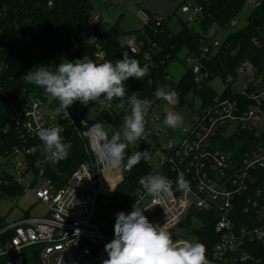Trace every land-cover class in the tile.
<instances>
[{
    "label": "built area",
    "instance_id": "obj_1",
    "mask_svg": "<svg viewBox=\"0 0 264 264\" xmlns=\"http://www.w3.org/2000/svg\"><path fill=\"white\" fill-rule=\"evenodd\" d=\"M181 11L188 15L189 22L201 19L202 10L196 4H185ZM99 18L91 21L89 28H94ZM153 24L155 28H160L161 20ZM235 25L233 22L232 26ZM218 31L220 29L217 27H207L202 31V45L197 54L186 50V71L191 73L197 87L211 82L207 79L208 74L203 72L204 61L223 43L218 39ZM125 45L132 54H143L141 67L147 65L151 70L159 63L160 53L157 52L159 47L156 44L148 50L142 40L131 36ZM74 52L75 48L70 55ZM103 58L104 54L98 53L93 61L96 63ZM64 60L70 62L69 58ZM222 82L224 91L229 86L233 89L234 86L243 87L238 92L241 100L227 97L223 91L222 94L217 93L213 100L205 102L199 94L190 90L182 101L181 89H171L179 94L175 106L186 104L187 98L191 96L194 100L190 103V125L176 142H169L165 146L157 142L158 131H165L154 127L163 119L159 108L163 100H158L155 93L136 92L140 99L152 101V105L145 117V134L137 141L135 149L151 151L150 175L167 177L171 194L157 199L140 185L133 201L125 207L115 203L118 187L124 179V161L119 166L97 164L101 145L106 139L110 140L103 128V119L91 116L76 121L69 111V119L64 118L63 114L56 117L54 108L36 98L29 99L13 116L22 142L14 145L10 152L0 150V174L23 187L25 193L33 194L48 207V212L44 217L24 216L5 229L11 231L12 236L0 246V264H25L27 249L36 251L34 253L38 255L39 264H103L108 259L105 245L115 238L114 227L103 230L112 220L101 225L93 222L96 208L98 205L104 208L116 206L117 213L123 211L129 214L134 210V204L145 210L143 214L154 225L163 226L167 223L172 235L188 218L195 226V222L200 221V215L212 216L216 221L217 242L211 255L206 257L208 264H250L247 243L264 241V146L249 145L235 156V152H227L222 148L221 141L240 131L252 133L256 138L261 137L264 132V126L261 125L264 117V75L256 73L251 63H244L235 76L229 75ZM195 99H199V106ZM118 100L114 98L108 102L105 109L113 118L119 116L122 126L126 115L130 114L129 106L125 103L124 108L119 107ZM96 124L101 125L92 128ZM57 125L62 128L63 143L69 146L72 141L68 130L74 132L83 143L90 162L89 165L78 167L59 189L51 179L38 178L31 168L35 156H46L44 145L36 134L37 127ZM9 129L8 125L2 131ZM154 155L157 156L156 161H152ZM39 163L36 161L34 165L39 166ZM179 173H183L189 181L190 191L178 190L176 182ZM237 212L244 218L236 220ZM115 220L116 215L113 218ZM192 237L191 241L173 240L197 242L196 236Z\"/></svg>",
    "mask_w": 264,
    "mask_h": 264
},
{
    "label": "trees",
    "instance_id": "obj_2",
    "mask_svg": "<svg viewBox=\"0 0 264 264\" xmlns=\"http://www.w3.org/2000/svg\"><path fill=\"white\" fill-rule=\"evenodd\" d=\"M94 0H0V150L10 152L14 145L22 142L19 129L13 123L15 113L26 105L31 98L43 101L52 108L58 107V101L48 103L44 90L25 79L27 72L39 65L47 66L55 71L61 60L66 58L73 62L87 56L94 60L96 54L103 53L104 58L97 64L105 61L115 63L123 59V53L130 58L143 63V54H132L121 43L127 36H136L145 43L149 50L153 44L159 47L160 60L143 80L129 78L125 82V101L132 93L140 91L151 95L160 87L181 89L182 101L184 96L193 90L205 102L213 100L218 94L203 83L197 87L189 71L183 75L178 84H175L169 75L171 62L179 59L182 51L198 52L202 45V31L207 27H217L227 31L237 26V18L243 11L247 0H195L194 4L202 10L199 29L190 28L182 23L180 32L175 33L169 27L168 21L161 20V27L155 28L153 23L158 19L150 15L143 28L137 31H124L119 22L111 24L101 16L93 30L92 43L83 40V33L92 20ZM179 3L180 9L190 0H174ZM235 26H232V23ZM73 39L75 43L73 42ZM75 48L74 54L71 50ZM158 58L156 57V61ZM244 63H251L259 75H264V1L254 8L247 18V25L234 33H230L217 51H212L204 61L203 72L208 74V81L217 77L225 80L229 75L235 76L238 68ZM54 66V68H53ZM227 97L241 100V94L229 86L224 91ZM6 97H5V96ZM139 98V97H138ZM120 101V100H118ZM68 111L78 121L85 117L99 116L114 127H120L122 120L119 116L113 118L105 106L96 105L90 101L88 105L74 102ZM6 132L2 131L6 126ZM68 136L72 141L67 159L53 164L45 161V156H35L31 167L38 178H48L56 188H62L71 175L82 164L89 165V158L85 153L84 145L69 129ZM264 146V132L260 138L252 133L242 132L221 141L222 148L227 152H235V156L249 145ZM237 149V151H236ZM40 157V158H39ZM40 161L39 166L34 163ZM149 160H141L131 170L125 167L124 182L118 187L115 197L121 199L120 207H125L133 201L142 177L151 174L152 166ZM126 165L127 160H124ZM25 195L24 188L18 186L11 178L0 174V199H16ZM238 219L244 217L236 213ZM199 226L193 227L190 218L181 223L180 228L196 236L197 242L206 248V257L217 242L215 234L216 221L212 216H199ZM9 226L5 218L0 215V246L4 245L12 236L11 231H5ZM35 250H25V264H39ZM36 252V251H35ZM250 264H264V241L247 243Z\"/></svg>",
    "mask_w": 264,
    "mask_h": 264
},
{
    "label": "clouds",
    "instance_id": "obj_3",
    "mask_svg": "<svg viewBox=\"0 0 264 264\" xmlns=\"http://www.w3.org/2000/svg\"><path fill=\"white\" fill-rule=\"evenodd\" d=\"M148 72L147 65L141 67L137 59L123 53V59L115 63L105 61L97 64L84 56L73 62L62 60L55 71L39 65L27 72L25 79L44 90L49 104L58 101L56 117L63 114L64 118L69 119L68 109L76 101L83 105L92 101L103 107L117 98L121 108L127 103L130 114L125 117L122 131L115 132L110 140H105L97 159V164L119 166L124 161L128 146L144 136L145 117L152 105V101L142 100L136 93H132L125 101V82L129 78L143 80ZM155 97L174 107L178 103L179 94L167 87H160L155 91ZM163 122L170 128H178L183 118L169 110ZM100 125L96 124L92 128H99ZM61 132L59 125L37 127L36 134L44 145L46 162L56 164L67 159L70 146L63 143ZM150 158L148 151H136L127 156L125 167L131 170L142 159L147 161ZM139 183L151 197L163 199L171 194L169 180L163 175H147ZM176 183L178 190H191L183 173L178 174ZM133 208L129 214L123 211L116 214L115 238L105 245L108 259L103 264H208L206 248L202 243L174 241L167 223L163 226L154 225L143 214L145 210L135 207V204Z\"/></svg>",
    "mask_w": 264,
    "mask_h": 264
},
{
    "label": "rangeland",
    "instance_id": "obj_4",
    "mask_svg": "<svg viewBox=\"0 0 264 264\" xmlns=\"http://www.w3.org/2000/svg\"><path fill=\"white\" fill-rule=\"evenodd\" d=\"M264 0H247V3L237 18V26L232 27L227 31H218V39L224 41V39L230 34L244 28L247 25V18L254 8L259 6ZM195 0H190L189 5H193ZM92 20L101 16L106 22L114 24L119 22L121 28L126 32L137 31L143 28L144 24L149 19L150 15L158 20L168 21L169 27L175 33L180 32L182 29V23L187 24L188 27L199 29V21L189 22L188 15L183 14L179 3L174 0H94L93 1V12ZM215 27V26H214ZM131 38V36L124 37L121 41L123 45ZM83 40L85 42L92 43L94 39L93 30L91 28H86L83 33ZM187 51L184 50L180 53L179 59L171 62L169 66V75L175 82H179L183 75L188 69L186 64ZM241 81L243 79H240ZM209 86L218 94H222L225 89V85L222 82L221 77L213 79ZM237 92H241L243 87L234 86ZM226 95V94H225ZM194 98L188 97L187 103L181 106H170L166 101L159 104L161 113L163 114V119L156 123L154 127L156 129H161L168 133L166 137H157V142L160 146H165L169 142H176L183 130L190 125V113L191 106L190 103ZM196 105H200L199 99H195ZM47 112V109L44 108ZM172 110L182 116L183 122L178 128H170L164 124V119L166 112ZM104 130L107 132L109 138L117 131H122L123 125L120 127H114L113 125L102 121ZM262 126H264V117L262 120ZM261 126V128H262ZM137 141L134 144H130L126 149V155L124 160H127V156L131 153L136 152L135 149ZM142 150V149H140ZM157 156L152 157V161H156ZM121 199L117 198L115 200L116 204H120ZM48 212V207L42 202L37 200L35 196L31 193H25L23 197L16 199H0V215L5 218L6 222L11 226L15 222L21 220L24 216L34 218V217H44ZM118 212V208L111 206L109 208H104L98 205L96 208L93 222L96 225H101L109 220L110 223L106 224L103 230H109L114 227L115 221L113 218ZM200 222H195V227H198ZM194 226V225H193ZM173 239H186L191 241L193 239L191 233L183 228H178L173 231Z\"/></svg>",
    "mask_w": 264,
    "mask_h": 264
},
{
    "label": "water",
    "instance_id": "obj_5",
    "mask_svg": "<svg viewBox=\"0 0 264 264\" xmlns=\"http://www.w3.org/2000/svg\"><path fill=\"white\" fill-rule=\"evenodd\" d=\"M158 135L160 137H165L167 136V132H162V131H158ZM151 154V151H148ZM123 174L125 175V163H123ZM124 182V179L121 181L120 185Z\"/></svg>",
    "mask_w": 264,
    "mask_h": 264
}]
</instances>
